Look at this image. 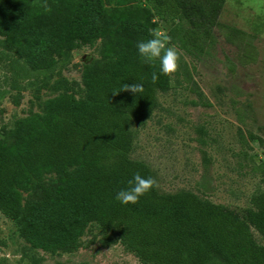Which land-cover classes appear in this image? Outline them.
<instances>
[{"label": "trees", "instance_id": "trees-1", "mask_svg": "<svg viewBox=\"0 0 264 264\" xmlns=\"http://www.w3.org/2000/svg\"><path fill=\"white\" fill-rule=\"evenodd\" d=\"M223 3L0 0L4 48L30 66L51 68L63 51L103 40L99 60L81 72L83 99L62 92L44 102L41 116L32 114L26 126L0 138V213L30 246L74 248L82 230L95 223L105 242L118 241L142 264H264V245L253 233L264 239V192L238 211L190 191L159 194L153 188L127 205L115 198L135 173L150 177L144 164L128 157L130 128L144 123L158 107L156 91L169 87L159 61L139 57L137 42L151 38L154 18L165 17L173 21L178 47L201 55ZM135 82L143 83L142 94L119 91ZM51 169L59 174L55 189H43L38 201L22 207L16 187Z\"/></svg>", "mask_w": 264, "mask_h": 264}, {"label": "rangeland", "instance_id": "rangeland-1", "mask_svg": "<svg viewBox=\"0 0 264 264\" xmlns=\"http://www.w3.org/2000/svg\"><path fill=\"white\" fill-rule=\"evenodd\" d=\"M154 20L152 31L165 32L180 50L179 70L167 90L156 91L158 107L142 125L130 128L128 157L146 166L159 194L190 191L233 210L249 207L251 197L264 192V0H225L212 42L201 55L178 47L173 21ZM102 43L97 39L91 47L63 51L45 68L6 50L0 36V138L26 126L32 114L41 116L44 102L62 92L83 99L81 72L99 60ZM58 176L53 169L30 174L16 187L20 205L38 201L43 189L53 191ZM104 240L97 224L90 223L74 248L41 251L0 213V264H142L118 241Z\"/></svg>", "mask_w": 264, "mask_h": 264}, {"label": "clouds", "instance_id": "clouds-1", "mask_svg": "<svg viewBox=\"0 0 264 264\" xmlns=\"http://www.w3.org/2000/svg\"><path fill=\"white\" fill-rule=\"evenodd\" d=\"M44 7L46 11H51L47 5ZM150 37L148 40L137 42L136 47L139 57L147 64H154L156 61H159L160 73L172 78L179 70L180 50L171 44V37L163 31L153 30L150 33ZM157 79L158 76L154 72L152 74L153 82ZM121 90L138 95L144 92V85L142 82L124 84L119 91ZM119 91H114L113 94ZM127 184L128 187L119 190L115 197L116 200L124 205L138 203L141 197L149 193L156 186V181L152 177H144L137 172L127 181Z\"/></svg>", "mask_w": 264, "mask_h": 264}, {"label": "crops", "instance_id": "crops-1", "mask_svg": "<svg viewBox=\"0 0 264 264\" xmlns=\"http://www.w3.org/2000/svg\"><path fill=\"white\" fill-rule=\"evenodd\" d=\"M225 1V0H224ZM224 4V3H223ZM222 7H223V5H222Z\"/></svg>", "mask_w": 264, "mask_h": 264}]
</instances>
